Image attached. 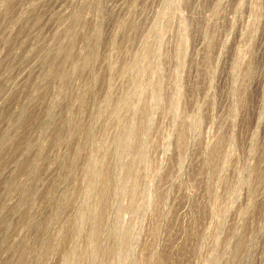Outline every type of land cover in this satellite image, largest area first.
<instances>
[{
	"label": "rangeland",
	"instance_id": "obj_1",
	"mask_svg": "<svg viewBox=\"0 0 264 264\" xmlns=\"http://www.w3.org/2000/svg\"><path fill=\"white\" fill-rule=\"evenodd\" d=\"M0 264H264V0H0Z\"/></svg>",
	"mask_w": 264,
	"mask_h": 264
}]
</instances>
